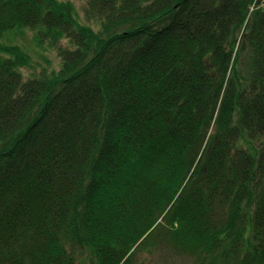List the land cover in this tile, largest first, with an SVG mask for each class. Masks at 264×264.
<instances>
[{
	"label": "trees",
	"instance_id": "1",
	"mask_svg": "<svg viewBox=\"0 0 264 264\" xmlns=\"http://www.w3.org/2000/svg\"><path fill=\"white\" fill-rule=\"evenodd\" d=\"M83 2L0 0V264H264V0Z\"/></svg>",
	"mask_w": 264,
	"mask_h": 264
},
{
	"label": "rangeland",
	"instance_id": "2",
	"mask_svg": "<svg viewBox=\"0 0 264 264\" xmlns=\"http://www.w3.org/2000/svg\"><path fill=\"white\" fill-rule=\"evenodd\" d=\"M80 13V19L84 21L83 17V0H72ZM97 27L94 26V29ZM33 31L28 28L10 34L9 44H17L24 48L31 56V65L22 67L24 79L30 76L31 73H38L41 70L51 71L58 69L61 65V57L57 49L50 47L46 42L43 45H36L33 39ZM59 45L64 47L69 46V42L64 38L59 41ZM82 255L75 252L76 264H91V257L87 251H81ZM166 252V253H164ZM135 264H193L192 259L173 255L172 252L165 248L156 251H138L134 256Z\"/></svg>",
	"mask_w": 264,
	"mask_h": 264
}]
</instances>
